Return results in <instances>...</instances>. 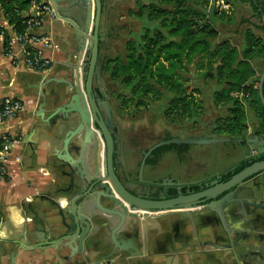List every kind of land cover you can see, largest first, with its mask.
I'll list each match as a JSON object with an SVG mask.
<instances>
[{"label":"crops","instance_id":"crops-1","mask_svg":"<svg viewBox=\"0 0 264 264\" xmlns=\"http://www.w3.org/2000/svg\"><path fill=\"white\" fill-rule=\"evenodd\" d=\"M109 1L112 0H103L104 3ZM126 1L118 0L102 10L101 23L109 22ZM68 2L70 0H64L62 4ZM88 2L77 0V4L70 9L71 16L84 30L90 28L94 16L93 2L92 6ZM88 6L89 10L85 8ZM101 23L102 29L104 25ZM72 30L65 18L45 13L35 32L43 35L49 43L43 49L52 59L49 71L38 74L25 69L23 65L18 68L8 64L2 66L0 81L5 86L2 90L21 98L25 108L9 121L11 133L20 137L15 149L20 154V160L9 162V177L0 182V264L59 262L56 259L47 260L43 254L29 255L27 251L17 248L16 244L25 241L27 233L33 229L41 227V236L44 237L52 225H59L60 216L49 200H54L61 208L66 207L70 198L78 192V180L74 175L71 177L68 163L77 157L83 138H71L67 149L64 142L79 122V115L75 111H57L70 98L68 88L62 83L46 84L43 91L47 99L43 109H40L42 98L39 89L34 87L43 76L54 72L58 75L65 73L68 61L74 59L66 54L65 44L70 40ZM10 80L11 86L8 85ZM250 133L251 125H248L246 137ZM160 134L163 139L197 136L176 134L173 126L168 124ZM190 145H160L159 160L145 161L143 177L153 181L202 179L212 182L216 174L239 162L251 146H260L250 144L249 140L243 148L237 144L236 151L230 155L234 156L240 149L238 157L225 164V161L208 160L206 150L197 153ZM127 158V165L136 177L140 161L136 157ZM153 165L157 168L155 172L151 170ZM251 186L246 194L243 192L236 197L246 198L244 205L235 200L224 206L200 203L192 215L181 213L179 208L151 211L146 217H127L117 229V215L96 208L93 198H83L82 209L89 214L92 222L90 234L85 239V259L88 261L113 253L110 256L117 264H264V195H259L260 192L264 193V173L259 174ZM185 187L188 186L184 185L182 189ZM251 188L259 190L254 191L255 195H250ZM79 200L71 201L72 207L75 208ZM259 202H262V206L257 204ZM102 203L107 204V201L102 200ZM233 230L240 232L241 236L234 239ZM243 231L245 234H242ZM227 235L230 238L228 244ZM112 238L120 241L123 247L114 248Z\"/></svg>","mask_w":264,"mask_h":264},{"label":"water","instance_id":"water-1","mask_svg":"<svg viewBox=\"0 0 264 264\" xmlns=\"http://www.w3.org/2000/svg\"><path fill=\"white\" fill-rule=\"evenodd\" d=\"M62 1L64 0H50V3L56 15L65 18L73 27L70 40H67L65 44L66 54L69 57L73 56L74 59L68 61L67 70L63 75L54 72L43 76L38 83H35L34 87L39 89L42 98L38 107L40 109H43L47 99L46 93L43 91L46 84L62 83L68 88L70 98L60 105L57 111H75L79 115V122L70 131L64 142L65 149H67L71 138L75 136L83 138L77 157L68 163L71 177L74 175L78 180V192L73 195V198H70L69 205L66 207L61 208L54 200H49L56 208L57 215L60 216V224L52 225L51 230L46 232L44 237L41 236V227L29 231L25 241L17 242V248L27 251L29 255L43 254L47 260H59L58 264H87L83 252L85 239L90 234L92 222L89 214L82 209L83 198H93L96 208L117 215L119 221L115 229L120 227L127 217L133 219L146 217L151 211L179 208L181 213L192 215L200 203L211 205L215 203V205L224 206L235 200L244 205L247 199L236 197L243 192L246 194L245 192L253 187L251 185L255 183L256 177L264 173V159L251 162L225 181L218 180L221 173L216 174L212 182H204L202 179L185 182L181 180L168 181V179L153 181L146 180L142 175L146 156L160 145L215 143L230 141V137H209L204 134L185 138L172 137L159 141L143 153L136 177L131 173L127 161H117L115 155L118 154V150L114 147L115 142L112 137L114 132L113 112L104 95L94 91L93 78L96 77L104 91L105 84L102 75L96 76V73H101L99 65L96 64L99 46L109 36V32L100 27L101 11L118 0L105 3L103 0H89L90 6L93 2L94 16L90 28L86 30L80 27L70 13L71 7L77 4V0H70L63 4ZM85 8L89 10V6ZM85 66L87 67L85 68ZM263 76L264 72L259 81V96L264 113ZM242 140L238 139V142ZM262 144L251 146L244 156L250 158L252 150H256L258 153L264 151ZM240 147L243 148V146ZM151 170L157 171L156 166L153 165ZM184 185L188 186L185 192L182 190ZM191 185L201 187L195 191L189 189ZM255 190L259 189L251 188L250 195H255ZM259 195L263 197L264 193L260 192ZM79 198L80 204L78 203L75 208L72 207L71 201ZM102 200L107 201V204L102 203ZM251 203L256 205L255 202ZM257 204L262 206V202ZM232 232L234 239L241 236L240 232L236 230ZM242 234L245 232L243 231ZM229 239L227 235L226 244L229 243ZM112 244L114 248L123 247V244L114 238H112ZM110 255L113 253L95 258L112 257Z\"/></svg>","mask_w":264,"mask_h":264},{"label":"trees","instance_id":"trees-1","mask_svg":"<svg viewBox=\"0 0 264 264\" xmlns=\"http://www.w3.org/2000/svg\"><path fill=\"white\" fill-rule=\"evenodd\" d=\"M13 1L25 7L30 0ZM206 4L207 0H156L140 5L135 13L145 21L142 35L137 42H127L124 60L105 58L103 71L108 82L120 80L129 89V101L137 104L147 105L149 96L151 100H158L164 89L170 96L163 110L164 119L180 125L189 121L198 123L196 119L202 112L201 100L195 95L200 92L199 88L188 90L187 77L181 71L189 70L191 65L197 77L203 75L217 82L212 98L222 111L206 123L197 136L221 134L232 141L243 139L235 141L243 143L248 124L240 95L246 94L251 109L258 116L259 129L264 128L260 98L252 85H248L249 81H257L253 60L264 58V40L251 30L244 33L240 47L228 39H217L218 32L211 26L210 16L228 13L207 11ZM261 21L260 28L264 30V19ZM261 159L264 155L239 160L233 169L221 173L219 181L227 180L246 165ZM200 187L191 185L189 189L196 191Z\"/></svg>","mask_w":264,"mask_h":264},{"label":"rangeland","instance_id":"rangeland-1","mask_svg":"<svg viewBox=\"0 0 264 264\" xmlns=\"http://www.w3.org/2000/svg\"><path fill=\"white\" fill-rule=\"evenodd\" d=\"M156 0H127L125 5L119 8V11L115 12L109 22L103 23L109 27L110 36L105 42V57L115 58L119 57L122 60L125 59L127 54V42H137L144 30V19L138 17L135 13L139 9L140 5L154 2ZM232 9L227 15H211V26H213L217 32V39H228L234 45L241 46L244 33L248 30L253 31L257 36H260L264 40V30L260 28L262 25V19H264V0H227ZM192 2V1H190ZM189 3V2H188ZM188 5V4H187ZM207 10V9H206ZM209 11V10H207ZM211 14V13H210ZM122 16V19H121ZM156 24V23H155ZM114 27V28H113ZM216 39V40H217ZM257 60H253V64ZM113 63V62H112ZM256 64V63H255ZM254 64V65H255ZM189 70H181L182 74L187 77L185 84L188 90L193 88H199L200 92L196 93V97L201 100L202 112L198 115L197 121L186 122L184 124L175 125L172 122H168L162 116L163 110L166 106L169 94L164 90L162 96L158 100H151V96L146 99L148 100L147 105H141L129 101V89L122 85L120 80L111 79L109 82L110 87V100L116 112L118 122L121 124L124 135L131 132H136L138 138L143 145L152 144L153 140L147 137L157 136L164 129L166 125H172L173 131L179 135H199L203 131V126L206 123H210L217 115L221 114L222 111L215 106L213 103L212 93L218 87L217 82L214 79H205L203 75H196L194 67L189 66ZM105 78H108L107 74L104 73ZM203 77V78H202ZM248 85H256V82L249 81ZM244 105L246 114V123L251 125L252 117H255L253 110L246 94H242L239 97ZM224 112V111H223ZM161 116V117H160ZM160 117V119H159ZM258 117V116H256ZM167 124H165V122ZM248 127L246 129L245 136L247 134ZM228 137L227 135L216 134L212 137ZM231 141H219L212 144H191L190 146L194 149V152L200 153L206 150V158L211 161H225V164H229L238 157L240 149L236 152V156L230 155L237 149L235 144L232 146L234 149H230ZM235 142V140H233ZM232 145V144H231ZM214 146V147H213ZM197 149V150H195ZM180 160L181 157H178ZM231 168V167H230Z\"/></svg>","mask_w":264,"mask_h":264},{"label":"built area","instance_id":"built-area-1","mask_svg":"<svg viewBox=\"0 0 264 264\" xmlns=\"http://www.w3.org/2000/svg\"><path fill=\"white\" fill-rule=\"evenodd\" d=\"M206 8L229 13L232 6L227 0H207ZM45 13L56 14L50 2L30 0L25 7H19L13 0H0V78L4 64L14 68L23 65L38 74L49 71L52 59L43 50L49 43L43 35L35 32ZM8 85H12L11 80ZM3 87L0 81V182L9 177V162L20 160V154L15 152L20 137L11 133L9 121L25 108L21 98L4 93ZM87 264L117 262L112 257H100L88 260Z\"/></svg>","mask_w":264,"mask_h":264},{"label":"flooded vegetation","instance_id":"flooded-vegetation-1","mask_svg":"<svg viewBox=\"0 0 264 264\" xmlns=\"http://www.w3.org/2000/svg\"><path fill=\"white\" fill-rule=\"evenodd\" d=\"M101 24H103V23H101ZM104 29L109 32V30H108L109 27L107 25L102 28V30H104ZM109 37H110V33H109L108 38ZM107 39L103 40L102 41L103 44H101L99 46L98 55H97V59H96V64L99 65V70L101 69V73H96V76L102 75V77L104 79V84H105L104 91H102L101 84L96 79V77L93 78V80H94V91L98 92V93H102L104 95V97L108 100L109 105H110L112 112H113V122H114V129L113 130H114V132L112 133V137H113V140L115 142L114 147L116 150H118V154L115 155V157L117 158V161H127V159H128L127 157H131V158L136 157L137 161H141V159L143 157V153L147 152L151 147H153L159 141H162L163 136H162V134H159L157 136H149V133H147V137H149V139H152L153 142H152V144L145 146V145H143V143L138 138V134L136 132H131V133L127 134V137L124 135L121 124L118 122V119L116 117V112H115L114 107L112 105V102L110 100V88H109L110 83L108 82L107 78H105V75H104L105 72L103 71V65H104V61L106 58L104 50H105V42L107 41ZM255 63H254L255 67L257 69V81H256V85L253 86V91H255L257 93V95L259 96V81H260V77H261L262 73L264 72V58L257 59V61ZM86 67L87 66H85V68ZM262 89H263V94H264V76H263V82H262ZM259 98H260V96H259ZM260 101H261V99H260ZM251 122H252V124H251L250 135H248V137H245V141L243 143H236L238 141V139L235 140L236 141L235 143H232L233 141H231L232 145L230 144V146H231L230 149H233L235 146H237V144H240V146H243V145L247 144L248 140H249L250 144L258 145L260 143H263L262 145H264V128H263V130L259 129L258 124H257L258 119L256 116L252 117ZM234 144H235V146L232 147ZM160 148H161V146L159 148L157 147V148H154L153 150H151V152L146 156L145 161H147V159L159 160L160 153H161ZM245 154L246 153H244L243 156L241 157L242 160L244 159ZM251 155L252 156H250V158L245 157L244 160L251 159L252 157H259L260 158L261 156L264 155V151L258 153V152H256V150H252ZM234 165L231 166V169H233ZM229 169L230 168H228L226 170H229ZM219 179H221V175L218 178V180Z\"/></svg>","mask_w":264,"mask_h":264}]
</instances>
